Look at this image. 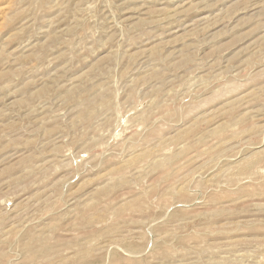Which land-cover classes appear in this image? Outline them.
I'll use <instances>...</instances> for the list:
<instances>
[{"label": "rangeland", "instance_id": "1", "mask_svg": "<svg viewBox=\"0 0 264 264\" xmlns=\"http://www.w3.org/2000/svg\"><path fill=\"white\" fill-rule=\"evenodd\" d=\"M0 264H264V0H0Z\"/></svg>", "mask_w": 264, "mask_h": 264}]
</instances>
